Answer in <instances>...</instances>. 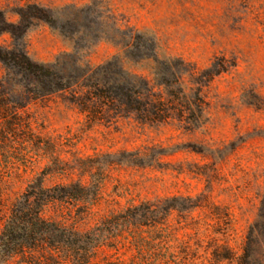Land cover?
I'll list each match as a JSON object with an SVG mask.
<instances>
[{
    "label": "rangeland",
    "instance_id": "rangeland-1",
    "mask_svg": "<svg viewBox=\"0 0 264 264\" xmlns=\"http://www.w3.org/2000/svg\"><path fill=\"white\" fill-rule=\"evenodd\" d=\"M24 55L64 89L20 75ZM0 93L41 138L7 160L31 166L17 193L209 197L240 236L264 213V0H0Z\"/></svg>",
    "mask_w": 264,
    "mask_h": 264
},
{
    "label": "trees",
    "instance_id": "trees-1",
    "mask_svg": "<svg viewBox=\"0 0 264 264\" xmlns=\"http://www.w3.org/2000/svg\"><path fill=\"white\" fill-rule=\"evenodd\" d=\"M22 59L20 75L45 93L64 89L52 69ZM3 99L0 93V264H264V213L240 236L234 215L209 197L190 208H121L104 202L101 187L91 193L81 183L47 188L35 180L17 193L15 176L31 166L21 172L7 160L41 138Z\"/></svg>",
    "mask_w": 264,
    "mask_h": 264
}]
</instances>
